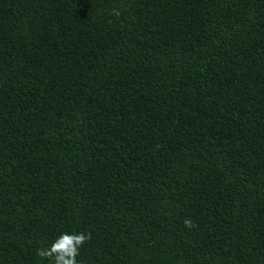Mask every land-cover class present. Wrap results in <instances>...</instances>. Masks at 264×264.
<instances>
[{"label": "trees", "instance_id": "1", "mask_svg": "<svg viewBox=\"0 0 264 264\" xmlns=\"http://www.w3.org/2000/svg\"><path fill=\"white\" fill-rule=\"evenodd\" d=\"M65 232L264 264V0H0V264Z\"/></svg>", "mask_w": 264, "mask_h": 264}, {"label": "clouds", "instance_id": "2", "mask_svg": "<svg viewBox=\"0 0 264 264\" xmlns=\"http://www.w3.org/2000/svg\"><path fill=\"white\" fill-rule=\"evenodd\" d=\"M186 228H193L194 223L191 218L183 221ZM91 239L90 232H79L69 234L62 233L47 248L37 250V255L41 258H47L52 264H77L80 248Z\"/></svg>", "mask_w": 264, "mask_h": 264}]
</instances>
